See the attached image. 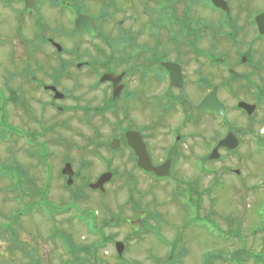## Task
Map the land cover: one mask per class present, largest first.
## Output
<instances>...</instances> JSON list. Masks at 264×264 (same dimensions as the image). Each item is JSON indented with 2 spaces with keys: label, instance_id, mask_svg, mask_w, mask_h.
<instances>
[{
  "label": "rangeland",
  "instance_id": "1",
  "mask_svg": "<svg viewBox=\"0 0 264 264\" xmlns=\"http://www.w3.org/2000/svg\"><path fill=\"white\" fill-rule=\"evenodd\" d=\"M47 1L50 0H46L45 4L39 8L38 13L36 15L33 14V17L19 15L20 12L18 10H20L21 5L12 3L10 8L4 9L2 8V4H0V88L2 87L6 90L7 86L11 89L17 90L19 100L18 106H9L6 110L9 118L8 121L21 128L34 130L37 128L36 121L40 120L48 129L47 135L44 139L46 146L48 145V142L52 141L51 145L53 146V152H56V148L60 149L61 154L58 156L52 155L50 159L54 166H56L53 170L56 175H54V185L50 199L56 204L66 206L69 204V198H72L71 192H75L76 190L84 192L83 198L76 199L75 203L81 206V210H95L97 214V222L103 224V226H107V222H104L101 219H109V217H112L113 215L115 216L116 213L121 211L120 208L127 202V191L125 188L126 185L124 184L132 183V189L134 191L132 193H134L135 196L140 197V205L143 208H148L149 212L154 210L153 212L156 213L158 217H162L161 222L158 223V236L155 237L156 240L152 238L148 243L141 242L142 245L139 244L133 246L137 249V252L142 250L144 255L158 256L161 260V264H167L165 263V259H163L167 249L164 242L171 238L170 236H172L173 225H180L187 215L180 200H176L172 197L170 198V189L163 185H155L152 189L153 196L151 195L147 197L145 194L150 191V186L146 180H141V182L138 183L137 180L139 177L136 179L133 177V180H125L124 182L123 180L121 182L118 179L119 177H116L105 187V196L102 197L99 196L98 193H92L87 188V185L90 180L94 181L95 176L98 174L97 172L102 170V168L93 158L92 148H90L87 139L91 137L90 134L92 129L96 132L99 129V139L105 141L108 138L107 136H109V133H111L110 130H107L104 127L105 125L99 122V118H94L89 127L77 123L74 119L73 123H71L69 115L67 114H60L57 116L52 110L44 108L43 105L45 101L49 100L48 97L50 95L43 94L39 89L34 88V81H29V79H27L28 77H25V73H30L31 70H35L38 66L36 70H38L39 73H37L36 76L33 74L30 77L38 78L47 85H50V83L55 84L54 86L57 90L67 97V100H65L66 102H62V105L78 104V107L86 108L87 106L89 107L91 101H102L103 98L101 96L102 89L96 91L89 89L92 87L91 85H94L96 82V74L93 75L87 66H83L79 70L74 67L78 62L86 60L97 61L100 66L101 62H105L102 56L98 55L101 53H96L93 50V45L91 43L86 45L82 38H79L76 42L74 39L66 37V31L68 27L71 26L69 25V15H66L65 12H60L55 6H48L49 4ZM107 2V0H83L82 3L85 6L83 10L87 14L95 17L100 11L99 6L103 4L109 6V3ZM236 2L237 1L234 0L232 3ZM245 2H248V0H245ZM249 2L252 1L249 0ZM260 4V2L259 4L253 3L250 7L255 11L261 6ZM253 5H255V7ZM120 6L122 7L124 5L120 4ZM195 17L200 20L199 15L196 14ZM208 17L210 16L206 15L205 17L206 25L209 23ZM16 19H18V21ZM33 20L37 22L39 25L38 27L45 23L46 28L42 30L43 36L55 38V42L61 46L63 45L62 47H64L67 52L57 56L53 48L39 42L36 37L37 33L34 32L31 27ZM115 21L117 20L115 19ZM112 23L113 21L109 20L103 24H106V27L104 26L106 29H110L108 26ZM61 24L65 26V29L61 28ZM239 26H241V24L236 25L237 28ZM61 29H64V32H62ZM117 29L118 27L108 34L109 38H112L109 41H112L113 39L115 41V39H118L116 35ZM55 30H59L58 35L51 34V32H54ZM43 36L40 35L39 37L43 39L45 38ZM250 36L251 32L249 31L248 34L242 36L243 38L235 37V41L231 40L228 43L222 41V43L218 44V47L216 48V55H219L226 50L229 53L230 58L235 59L236 57L234 53L236 54L249 50V52H253L252 57H254V61H256L259 54L261 52L264 53V39L254 36L255 42L250 45L248 43L249 41H247ZM141 40V43H139L140 40L131 41L130 43H134V46L129 47V49L137 51V49H139V44L143 47H150L151 43L148 42L149 40L143 36L141 37ZM4 42H8V44L2 45ZM116 42L117 41H115V43ZM118 42L121 43L122 41L118 40ZM195 42L197 41H193V43ZM100 43L102 42L95 41V44L97 45H100ZM75 45H80V51L72 53V48L75 47ZM121 45H123V43ZM214 45H216V42L211 39H205L204 41L200 40L199 48L203 47L204 49H210V47H214ZM114 48L119 49V47H115V45ZM60 61L63 62V69L65 67L66 72L58 77L57 68L61 65ZM236 61L240 62L238 58H236ZM247 64L248 61L244 66L238 65L235 70L245 73L249 70ZM98 65V70L101 72L102 69H100ZM261 65V72L258 75L261 74L262 76L260 75L258 79L257 77H254V79L258 81L259 86L261 85L263 87L261 82L264 81V62L261 63L260 66ZM39 67L44 70H41ZM217 72L218 71L216 70L212 71L213 74L209 77L211 78L210 84L217 83L218 79L222 78L223 74H217ZM206 73H209V71H206ZM129 77L128 84L131 91L134 92L135 87H138L139 85L135 86L133 84V79L135 77L134 74L129 75ZM193 77V75L188 77V89L190 88V82ZM151 82V80H148L147 88L141 89L140 95H138L139 98L142 97L141 94H144L145 97L147 96V98L153 101V95L158 91L159 86ZM234 89H236L235 93H238L235 98L232 99L227 93L220 90L218 91V99L225 104V110L227 111L226 118L228 121H231L233 127V130L231 131H233L232 133L236 136L238 141L241 142V145L235 153L226 154L224 151H220L219 153L223 157L222 160L218 163L214 162L207 166V169L211 168L215 170L217 173V179L219 183H221V185H218L219 187H217V189L211 188L208 193L209 197H201L202 212L200 215L201 217H204L205 215L208 216L209 221H198L197 224L199 226L193 224L194 227L187 229L188 231L182 230L184 233L179 235L180 238L175 243V249L172 253L174 257L167 260L168 264H178L177 260L181 262H179V264H233L230 260L231 253L242 250L243 244L245 245V250H248L250 254L264 255V193L263 191H257V185L263 180L262 178L264 176V152L254 154V150L258 149L257 146L263 144L262 147H264V103L255 106L252 115L247 117L243 112L233 110V106L238 102H243L249 105L253 104L254 106V100L250 101L253 94L252 88L247 87L246 85L244 86L242 82H239ZM3 92H0V96L4 95ZM197 97L193 98L196 99ZM131 101L130 105L129 103L126 104V107L130 108L129 115L136 124V129L140 127V131L141 126H143L147 120L146 115L149 113V108L152 109V104L155 102L153 101L154 103L152 102V104H149L148 101L146 102V99L141 102H137L136 99H131ZM134 105L135 110L133 111ZM155 106L156 105H154L151 112L154 111ZM41 111H43L42 116L40 115ZM81 117L82 115L80 112L77 118ZM66 120L69 121V127L66 130L58 129V124L57 128L53 125L54 123H61ZM196 120L198 122H191L186 132L191 138L189 139V142H187L189 147L184 150L185 159H183L175 169L179 177L195 182L197 186L192 184L193 187L198 191H201L209 188L214 182V179L212 176H203L196 171V167L192 161L193 154L191 153L197 152L202 154L201 152H207V145H213L214 140L220 136L222 137L224 132L223 127L218 124L215 125L217 122L212 121L208 116H205L203 119L197 118ZM94 125L96 127L98 126V129L94 127ZM38 129L39 128L36 130ZM55 133H58L74 144V150L70 151L69 147L65 148L60 144L55 143ZM161 135L162 132L158 130L155 140L151 143L153 154L157 153L158 145L155 144L160 142L162 139ZM81 137L86 138V141ZM191 145H193V148L190 147ZM17 146L20 147V143H18ZM260 150L264 151V149ZM14 152L18 154L22 153V151H18V149H15ZM101 152L107 157L106 152L103 149ZM157 155L158 158H160L158 153ZM66 157H70L73 160L72 169L79 172L84 178H80L81 180L79 181H74L70 191H60L55 186L58 185L61 190L63 188V181L60 179V171L63 168L62 161ZM109 157L113 158L112 168L118 171L121 176L124 174V171H128V169L131 168L130 166H132L129 160H127L126 151L122 154L115 153L112 156L110 154ZM125 157L126 160H124ZM0 158L3 162L4 159H8V154L1 145ZM20 160L23 166L22 168H24L22 172L26 174V183L29 185L30 190L31 188L34 191L38 190L43 175V172L41 171L42 168L37 166L36 161L31 159V157L30 159H25V157L22 156ZM81 160H89L91 166L84 169L81 165ZM229 169L233 171L238 170L239 174L235 175L233 172H227ZM255 186L256 189H254ZM4 188L5 182L3 181L0 183V191H3ZM131 201L134 202L133 199ZM1 202L2 204L4 203L2 195L0 194V203ZM4 207L5 209L1 214L6 215L5 213L9 207L7 205H4ZM122 208V216H133L131 210L125 209L124 207ZM159 218L156 220H159ZM24 221L25 222L22 223V237L26 239L29 244L33 243V249L38 251L39 256L37 257L36 254H34V250V257L38 261L43 262V264H56L54 258L55 255L58 254L57 250L54 249V247L45 244L43 240L39 241L41 235H46V226L43 225V222L36 216H31ZM37 221L39 222L36 223ZM72 224L73 223H68V226L64 225V221L62 220L63 232L69 233V235L72 236L70 241L76 244L89 242L84 233V228L75 223L74 226H72ZM206 224H215V231L208 230ZM23 225L25 232H23ZM217 228L218 230L220 229L224 231L223 234H220ZM105 230L108 234L116 233L115 228L112 229L111 227H107ZM175 234L176 233L174 232V236ZM8 248L9 246L4 244V240H0V264H19L22 254L17 252L10 253L7 251L9 250ZM127 257L131 258V255H127ZM135 257H140V254L135 255ZM241 259L243 264H250V262H244L245 260L243 259V256ZM206 261L208 262L206 263ZM110 262L113 264L114 260L110 258Z\"/></svg>",
  "mask_w": 264,
  "mask_h": 264
},
{
  "label": "flooded vegetation",
  "instance_id": "2",
  "mask_svg": "<svg viewBox=\"0 0 264 264\" xmlns=\"http://www.w3.org/2000/svg\"><path fill=\"white\" fill-rule=\"evenodd\" d=\"M107 1V3H109L111 6L110 8L113 10L108 12L112 14L113 21V23L108 26L110 29H106L104 27L105 24H101L103 20H95V24L99 32L98 34L104 39L108 38V40H110L108 34L118 27L116 31L118 39H115V41L119 43V49H110L108 50V53H103L101 56L105 62H101V65L102 67L106 68L107 74L112 73L117 75L124 72L127 75L128 72L132 70L133 74L135 75L133 79L134 81L132 80L133 84L135 86H139L135 87L134 92L132 91L134 98L131 99H136L137 102L145 101L146 99V102L148 101L149 104H152L153 101L155 102L152 104V109L154 108V105H156L155 109L153 112H151L152 109L149 108V113L146 115L147 120L143 126H141V130L139 131L140 127L136 129V124L134 121V129L130 130L137 131L141 135L152 166L159 169L164 168V171H169L170 175L167 178H159L154 176L153 173H145L141 169L136 168V172L138 173L139 177L137 182L140 183L141 180H146L150 186L152 185L153 188L155 185H163L168 188V185H172L170 183L177 184V181L181 178L177 174L175 167L179 165L183 159H185L184 150L189 147L187 142H189L191 137L188 133H186L189 124H191V122H198L196 119H203L206 114H209L208 117L212 119V121L213 116L217 117V114L214 113L204 112L205 114H203V112H198L197 106L215 86L211 85V89L206 90L210 86L211 78L209 77L213 71L211 70L212 67L210 66V62L212 60H220V54L216 55V48L218 47V44L222 43V37L225 35L224 28H221L222 22L227 21L231 23L232 27L234 28H232V35L228 37L230 38V41H235V37H242L243 35L248 34L249 31L251 32V36L247 41H249L248 43L250 45L255 42L254 36L264 39V36H259L257 34L254 24V18L264 11V0H251L252 2H249V0L248 2H245V0H236V3H232L234 0ZM77 2H80V7H84V4L82 3L83 0H70V3L74 5ZM222 2L225 3V5ZM259 2L261 3V6L254 11L250 5L253 3L259 4ZM120 4L124 5L122 6L124 9L120 6ZM253 6L255 7V5ZM223 9H226L227 12H225ZM196 14L200 16V20L195 17ZM206 15L210 16L208 17L209 23L207 24L210 25L209 28L206 27ZM101 16H103V14ZM115 19L117 21H115ZM238 24H241V26L237 28L236 25ZM142 36L149 40L148 42L151 43L150 47H143L141 44H139V49H137V51L129 49V47L134 46V43L130 42L140 40L139 43H141ZM209 37L210 39H213L212 41H217L218 44L214 47H210V49H204L203 47L199 48L200 40L204 41ZM97 38H92L90 41H95ZM118 40L122 42L120 43ZM193 41L197 42L193 43ZM122 43L123 45H121ZM246 53L249 54L250 57H248L249 62L247 65L249 70L245 73L235 70L239 65V62L236 61L237 57L235 54V59L230 58L229 53L226 58H221V60L225 61L226 65L229 66L228 69H231L235 74V78L228 79L226 82H223V86L224 88L236 90L234 89L238 85L236 80H241L242 84L252 88L253 94L250 101L254 100L255 105L253 106L252 104V106L255 108V106H259V101H264V81L261 82L263 85L262 87L261 85L259 86L258 81L254 79V77H257L258 79V77L261 75L258 74L261 72L260 69L262 65L260 66V64L264 62V53L261 52L256 61H254V57H252L253 52L246 50ZM210 59L211 61H209L208 65L207 60ZM84 63L87 65L89 63L97 64L99 62L93 60L89 62L86 60ZM164 63L173 64L172 67L174 69V73L172 75V79L174 81H172L169 72L163 67ZM240 66H244V64H240ZM126 67L128 69L126 71H122ZM206 71H209V73H206ZM191 75L194 77L191 80L190 88L188 89V77ZM128 78L129 75L126 77V79ZM148 80H151V83L157 84V86H159L158 91H156L153 95V101L147 98V96L145 97L144 94H141V98L138 96L140 95L142 88H147ZM180 83H182L181 88L175 86L176 84L179 85ZM123 84V86H126V89H128V81L124 80ZM104 85L105 86L102 87V97L104 95L108 96L109 93H111V85L108 83H105ZM200 92L201 94L199 95ZM237 95L238 93L232 97V94H229L232 99ZM193 97L197 98L194 99ZM182 101L188 102L191 105L187 113L182 112ZM120 102L121 101H91L89 104V107H92L94 110H97L98 106L102 107V110H104V115L100 116L102 118H99V115L91 116L93 117L92 121L94 117H98L100 119L99 122H101L103 125L105 122L104 127L107 130H110V132H115L113 134V138L116 139H119L121 136L120 134L124 129V119L126 117L131 119L129 114H120L118 121L113 119L115 124L112 125V127L110 124H106V120H109L110 118L111 111L114 110L115 107L119 106ZM50 106H53L58 110H60L59 108L64 110L63 107L59 106L58 101L57 103L51 101ZM120 106L123 105L120 104ZM134 110L135 105L133 106V111ZM88 112L89 111H87V113ZM53 125L57 128V123H54ZM68 126L69 125H67V128ZM94 127L96 126L94 125ZM36 129L33 131L27 130L25 132L23 140L24 142L20 143L18 141L16 144L12 143L8 146V152H10L9 162L10 164L16 165L18 170V167H23L20 162V158L22 156L25 157V159H30L31 157V159L34 161L37 160L38 157H41L42 161L49 164V167L52 170V175L51 177L43 178L42 181L43 185H45L47 182V187L50 186L48 193L43 195V198L49 202L50 211L46 213V216L43 214L40 215L37 212L29 215L28 212L30 211L29 206L31 198L32 201H37L39 197L37 193H33L32 195L30 194V187L26 183L27 179L24 172L21 171L22 178L20 179V182H22V192L20 199L22 202L20 203L15 201V197H17V195L13 193V178L6 179L7 182L5 183V190L0 191L4 201L3 204L2 202L0 203V240L3 239L4 244L9 246L8 249L10 251H7L10 253L17 252L22 254L19 264H43V262L38 261L33 255L35 250L33 249V243L29 244V242L22 237L21 232L22 223L25 222L24 220H27L31 216H36L47 228L46 235H41L39 241L43 240L45 244H48L57 250L58 254L55 255L54 253V261L56 264H111L110 258L114 260L113 264H156L157 256L144 255L142 250L137 252V249L133 246L139 245L141 242L148 243L150 240H152V238L155 237L154 227L150 225L144 226L148 214H146V216H142L140 213L142 212L141 209H139L138 214L131 216V219L134 221V223L141 219V225H138L137 222L136 226H130L121 223L118 225H114V223H112L111 225L103 226L98 222L99 224L95 227H84L82 223L76 219H74V221L71 220L69 216L62 218V213L66 212L62 211L63 206L56 204L50 199L54 185V175H56V173L53 172L56 166H54L50 159L52 155H60L61 151L59 148H56V152H53V146L51 145L52 141L48 142V145L46 146L44 139L48 131H46L43 135L39 132L36 133ZM158 130L162 132V139L155 145H158L157 153L160 155V158H158L157 153L153 154V150L151 148V143L155 140ZM228 132L229 131H226L222 137L220 136L216 138L213 145L208 144L206 148L207 152H201L202 154L197 152L191 153L198 156L196 159L200 162V169L202 168L205 170L207 166L214 163V161H210L208 157L212 150L217 146L218 141L222 140ZM55 136V143L61 145V138H65L58 133H55ZM18 143H20V147L17 146ZM63 144L66 145V147H69L70 151L74 150V144H72L68 139H65ZM190 147L193 148V145ZM90 148H92V146ZM15 149L22 151V153H15ZM92 150H94V148H92ZM220 151H224L226 154L229 153L225 149ZM221 156L222 155L220 154L219 160H221ZM67 160L68 163L72 164L71 161L73 160L70 157H66L62 161V164L63 162L64 164L67 163ZM137 162L138 161L136 160V163ZM166 165L169 166V170L167 169L168 166L166 167ZM23 169L24 168H22V170ZM209 169L211 170V168ZM227 172H232V170L229 169ZM63 178L65 177L60 176L61 180ZM63 180L65 181V179ZM72 180L75 181L77 178ZM55 187L60 191L64 189L62 188L61 190L58 185ZM261 188L264 189L263 184L261 185ZM169 191L170 198L173 197L176 200H179L180 197H183L181 194L174 193L175 189H173V191ZM145 195H147V197L151 195L153 196L152 193H146ZM83 196V192L72 194V198H69L68 202L69 204L74 203L76 206H79L78 208L81 211V206L76 204L75 201L76 199L83 198ZM140 203V201H137V204L135 203L136 207H141ZM21 204L23 212L27 210L26 213L28 214L24 215L18 211V208L21 206ZM4 205L9 207L5 213L6 215L1 214L5 209ZM16 205L17 209H15ZM84 211L87 212L89 210L84 209ZM89 216L90 214H86L88 219ZM62 220L64 221V225L73 223L72 226H74L75 223L76 225L82 226L89 242L78 244L71 242L70 240L72 236L69 235V233L63 232L62 230ZM38 222L39 221L36 223ZM107 227H111L112 229L115 228L116 233L108 234L105 230ZM23 232H25L24 225ZM118 242H121L124 248L123 254L121 256H119L116 250ZM72 248H74V251L71 250ZM34 254H36L37 257L39 256L38 251L36 250ZM129 254L131 255V258L127 257ZM137 254H140V257H135ZM245 254H248L247 262H250V264L261 263L256 262V259L262 254H250L248 250Z\"/></svg>",
  "mask_w": 264,
  "mask_h": 264
},
{
  "label": "water",
  "instance_id": "3",
  "mask_svg": "<svg viewBox=\"0 0 264 264\" xmlns=\"http://www.w3.org/2000/svg\"><path fill=\"white\" fill-rule=\"evenodd\" d=\"M40 0H25V4L26 7L29 9H33L37 6V4L39 3ZM80 24V23H79ZM78 24V25H79ZM87 24V23H86ZM257 25H258V29H259V34L264 35V14L260 15L259 17H257ZM80 29H84V30H89L91 32H94V30L92 29L91 25L89 24L87 27H80L77 28V30ZM105 79H108L109 81L112 82H117V79H112L110 76L106 77ZM104 79V80H105ZM238 107L245 110L247 112L248 115H251L254 108L253 106H248L244 103H240L238 104ZM199 110H203V109H214L216 111H219L221 113H223V107L217 102L215 94L212 93L210 94L205 100H202L201 104L198 107ZM130 135V134H129ZM129 135H127L129 137ZM136 137V135L131 134L129 137V144L132 146L133 149H136L137 154L139 155V151L143 150V145L140 144V140L139 138H134ZM218 147H224L227 148L228 150H232L234 148L237 147V141L236 139H234V137L231 134H228L225 139H223L222 141L219 142ZM211 159L213 158H217L216 154L213 152L212 156L210 157ZM145 160L142 161V166H144V168L148 171L152 170L150 166H148V159L144 158ZM92 189H100L101 191L102 189V184L101 183H96L93 186H90Z\"/></svg>",
  "mask_w": 264,
  "mask_h": 264
}]
</instances>
